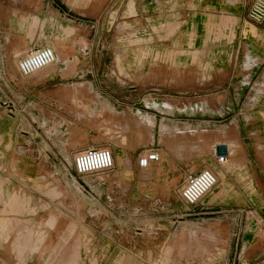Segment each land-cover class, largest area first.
Returning a JSON list of instances; mask_svg holds the SVG:
<instances>
[{
  "label": "rangeland",
  "instance_id": "obj_1",
  "mask_svg": "<svg viewBox=\"0 0 264 264\" xmlns=\"http://www.w3.org/2000/svg\"><path fill=\"white\" fill-rule=\"evenodd\" d=\"M179 5L180 0H0V222H9L0 223V242L10 252L0 256L2 264H242L234 251L243 216L251 218L252 237H264L258 213L220 217L201 212L208 209L199 202L185 203L182 177L163 159V138L170 134L159 128L163 109L149 102L163 101L168 86L150 50L177 42ZM33 18L38 22L32 27ZM30 41L50 45L60 60L23 76L17 60L33 46ZM113 99L123 101L115 109H124L103 106ZM137 108V115L154 116L152 137L146 129L138 134L136 123L122 128ZM207 133L199 132L204 138ZM176 134L171 138L181 135ZM90 139L113 150L114 165L78 174L73 154ZM156 147L160 160L138 167V152ZM127 157L133 164L129 181L120 178ZM233 171L234 187L254 185ZM15 198L18 209L11 208ZM26 229L36 247L20 253L14 243ZM181 238L187 251L197 242L206 257L178 259Z\"/></svg>",
  "mask_w": 264,
  "mask_h": 264
},
{
  "label": "crops",
  "instance_id": "obj_2",
  "mask_svg": "<svg viewBox=\"0 0 264 264\" xmlns=\"http://www.w3.org/2000/svg\"><path fill=\"white\" fill-rule=\"evenodd\" d=\"M250 1L180 0L178 26L173 39L177 42L164 44L160 50L153 45L150 50L154 53L153 59L162 68L163 82L168 86V91L163 101L154 99L149 104L153 108L163 109L159 128L170 134L168 140L164 136L161 147L169 170L178 172L182 181L188 173L202 167H210L217 175L214 187L198 201L200 207L208 209L201 212H218L221 213L220 217L230 212H255L260 224H264V20L254 22L247 17ZM37 22L38 18H33L31 26ZM36 43L29 42L32 47L37 46ZM18 50L24 51V48ZM156 52L162 54L156 56ZM56 55L60 60L58 52ZM63 60L66 67H70V59ZM94 79L95 76L90 83H95ZM96 89L99 93L104 92L102 88ZM121 104L123 101L113 99L111 104L104 102L103 106L115 109ZM138 109L132 111L136 116L131 121L127 119L122 128L136 123L138 128L136 126L135 131L138 134L146 129L149 137H152L150 128L155 123L154 116L150 113L137 115ZM32 122H36V119H32ZM23 130L27 131V126ZM200 131L209 132L208 137H202ZM108 132L109 129L105 133ZM173 133L181 135L172 139ZM124 139L122 134L119 140L124 143ZM221 142L227 145L226 159L218 162L211 148ZM91 145L98 144L90 139L84 147ZM155 149L159 152L158 147ZM140 152L135 157L138 167ZM228 161L234 165L228 167ZM124 164L122 169L128 172H122L120 178L132 180L129 174L133 168L132 159L127 157ZM233 168L238 169L245 178L250 177L254 185L234 187ZM11 178V175L8 176V181ZM16 207L19 208L18 199L15 198L11 208ZM242 220L241 236L235 239L239 247L234 254L242 264H246L250 262L245 260L260 259L264 255V237H252L251 218L248 215L243 216ZM53 221L54 217H49L48 222ZM0 223L8 227L9 222L2 220ZM31 233L30 229L18 232L14 244L20 253L27 248L35 249L36 241L33 242ZM183 239L180 240L178 259L198 260L206 257L208 252L199 251L197 242L194 251H187L188 242L186 238ZM252 243L255 247L253 251ZM5 246V241L0 242V256L8 258L10 252ZM118 251H122L121 248ZM76 257L77 254L73 253L69 261L74 262Z\"/></svg>",
  "mask_w": 264,
  "mask_h": 264
},
{
  "label": "built area",
  "instance_id": "obj_3",
  "mask_svg": "<svg viewBox=\"0 0 264 264\" xmlns=\"http://www.w3.org/2000/svg\"><path fill=\"white\" fill-rule=\"evenodd\" d=\"M247 17L254 22L264 20V0H251L247 6ZM56 52L50 45H37L30 48L17 60V69L23 76L32 74L38 69L52 63ZM211 153L218 162L226 159V154H218L216 145L211 148ZM159 159V152L155 148H148L139 153L137 163L140 167H148ZM113 151L108 146L91 145L78 149L73 154V168L76 173L84 174L102 171L113 166ZM217 182V175L210 167H202L198 171L188 173L180 187L179 195L189 204H196ZM246 264H264V259H259Z\"/></svg>",
  "mask_w": 264,
  "mask_h": 264
},
{
  "label": "water",
  "instance_id": "obj_4",
  "mask_svg": "<svg viewBox=\"0 0 264 264\" xmlns=\"http://www.w3.org/2000/svg\"><path fill=\"white\" fill-rule=\"evenodd\" d=\"M216 150L218 154L226 153L227 152V145L224 142L216 144Z\"/></svg>",
  "mask_w": 264,
  "mask_h": 264
},
{
  "label": "bare ground",
  "instance_id": "obj_5",
  "mask_svg": "<svg viewBox=\"0 0 264 264\" xmlns=\"http://www.w3.org/2000/svg\"><path fill=\"white\" fill-rule=\"evenodd\" d=\"M55 61H57V55H56L55 60H54L53 62H55ZM51 64H52V63H50V64L44 66V67L41 68V69H44V68L48 67V66L51 65ZM41 69H38V70H36L35 72H37V71H39V70H41ZM33 73H34V72H33Z\"/></svg>",
  "mask_w": 264,
  "mask_h": 264
}]
</instances>
